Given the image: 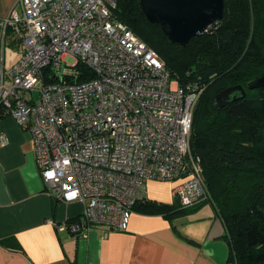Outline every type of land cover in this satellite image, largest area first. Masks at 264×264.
<instances>
[{
  "label": "built area",
  "instance_id": "obj_1",
  "mask_svg": "<svg viewBox=\"0 0 264 264\" xmlns=\"http://www.w3.org/2000/svg\"><path fill=\"white\" fill-rule=\"evenodd\" d=\"M116 7L117 0H16L0 19L2 38L20 48L0 69V120L11 116L29 132L45 189L83 203L80 216L55 224L80 236L97 225L125 230L148 181L174 182L180 207L207 198L189 144L202 88L180 86ZM79 64L92 77L80 80Z\"/></svg>",
  "mask_w": 264,
  "mask_h": 264
},
{
  "label": "trees",
  "instance_id": "obj_2",
  "mask_svg": "<svg viewBox=\"0 0 264 264\" xmlns=\"http://www.w3.org/2000/svg\"><path fill=\"white\" fill-rule=\"evenodd\" d=\"M115 15L159 53L180 86L202 88L189 135L207 189L200 202L211 203L223 220L229 262L264 264V87H246L264 74V0H224L222 19L186 46L149 23L139 0H117ZM78 68L80 80L92 77L87 66ZM235 84L246 96L216 107L215 95ZM194 207L141 198L132 209L171 218Z\"/></svg>",
  "mask_w": 264,
  "mask_h": 264
},
{
  "label": "crops",
  "instance_id": "obj_3",
  "mask_svg": "<svg viewBox=\"0 0 264 264\" xmlns=\"http://www.w3.org/2000/svg\"><path fill=\"white\" fill-rule=\"evenodd\" d=\"M15 1L0 0V19ZM2 37L0 27V69H7L20 48ZM0 130L8 138L0 143V264H232L223 220L209 202L171 218L133 210L125 230L97 225L80 236L57 229L80 216L83 203L61 201L45 189L31 136L13 117L4 116ZM159 184L168 191L146 188L144 199L175 201V183Z\"/></svg>",
  "mask_w": 264,
  "mask_h": 264
},
{
  "label": "water",
  "instance_id": "obj_4",
  "mask_svg": "<svg viewBox=\"0 0 264 264\" xmlns=\"http://www.w3.org/2000/svg\"><path fill=\"white\" fill-rule=\"evenodd\" d=\"M149 23L159 25L171 43L186 46L189 40L222 19L224 0H139ZM250 90L264 87V74L246 83ZM247 94L241 84L227 86L214 97L216 107L240 100Z\"/></svg>",
  "mask_w": 264,
  "mask_h": 264
},
{
  "label": "rangeland",
  "instance_id": "obj_5",
  "mask_svg": "<svg viewBox=\"0 0 264 264\" xmlns=\"http://www.w3.org/2000/svg\"><path fill=\"white\" fill-rule=\"evenodd\" d=\"M34 96H37V93L34 92L33 93ZM162 182H165V181H156V180H153L152 182H148L147 184V191L149 194H153V193H160V192H167L168 189L167 187L163 186L162 184H159V183H162ZM168 182V181H167Z\"/></svg>",
  "mask_w": 264,
  "mask_h": 264
}]
</instances>
